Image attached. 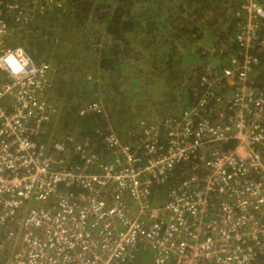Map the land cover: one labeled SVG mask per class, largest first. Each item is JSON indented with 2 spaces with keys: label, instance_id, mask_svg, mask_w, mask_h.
Listing matches in <instances>:
<instances>
[{
  "label": "built area",
  "instance_id": "2783aa9c",
  "mask_svg": "<svg viewBox=\"0 0 264 264\" xmlns=\"http://www.w3.org/2000/svg\"><path fill=\"white\" fill-rule=\"evenodd\" d=\"M21 1L0 0V47L13 35L4 10L62 7ZM236 16L240 58L200 75L197 104L131 142L99 131L103 154L95 139L51 137L49 66L24 46L0 49V264H128L141 252L152 264H264V0ZM188 163L159 202L154 190Z\"/></svg>",
  "mask_w": 264,
  "mask_h": 264
},
{
  "label": "trees",
  "instance_id": "16d2710c",
  "mask_svg": "<svg viewBox=\"0 0 264 264\" xmlns=\"http://www.w3.org/2000/svg\"><path fill=\"white\" fill-rule=\"evenodd\" d=\"M31 1L20 5L30 10ZM245 1L59 0L62 7L29 11L32 16L26 18L4 10L3 19L36 62L55 68L54 96L45 94L49 103L59 99L52 138L66 143L89 138L97 144L98 132L111 124L122 141L131 142L142 124L197 104V81L207 68L219 72L230 59L240 58L236 13ZM90 95H101L106 115L80 112ZM193 166H177L164 187L154 190L159 202ZM145 263L140 256L128 262Z\"/></svg>",
  "mask_w": 264,
  "mask_h": 264
},
{
  "label": "rangeland",
  "instance_id": "374dc122",
  "mask_svg": "<svg viewBox=\"0 0 264 264\" xmlns=\"http://www.w3.org/2000/svg\"><path fill=\"white\" fill-rule=\"evenodd\" d=\"M13 36L14 35H12L5 43H4V46H2V47H4V48H10L11 46H14L15 47V45H17V46H19V45H21V44H19V43H17L16 41H15V39L13 38ZM21 46H24V45H21ZM2 47H0V49L2 48ZM25 47V46H24ZM81 47H83V45L81 44ZM79 52H82L81 50H78L77 51V56H75L76 57V61H75V63H76V65H81V60L78 58V54H79ZM80 68H83V67H80ZM54 72H55V68L54 67H50L49 66V90H48V93L49 94H51V95H53L54 96V93H53V88L55 87L54 86V84H53V82L55 81V79H53V76H54ZM69 77V75L68 76H65V78H68ZM52 91V92H51ZM48 93H47V95H48ZM47 95H46V99H47ZM52 96V97H53ZM149 96H151V97H155L156 95L155 94H149ZM151 97H149V98H151ZM55 98V97H54ZM95 100H97V101H100L101 102V104L103 105L104 104V102H103V99L101 98V95L99 96V95H93L92 97H91V95L90 96H85L84 98H83V101L81 102V107H80V112L81 113H86V114H90L89 112H87V105L89 104V103H91L92 101H95ZM59 99H54L53 100V102H51L50 104L53 106H57V108H59ZM58 104V105H57ZM103 106H105V104L103 105ZM103 109L105 110V114H107L108 113V109H107V107H103ZM107 109V110H106ZM104 119H106L107 121H108V118L107 117H103ZM160 120V119H159ZM114 126H112L111 124H106L105 125V130L108 132V131H110V130H113L115 133H117L115 130H114V128H113ZM51 129H53L52 127H51ZM50 129V130H51ZM52 131V130H51ZM118 134V133H117ZM128 135H130V133L128 132L127 133ZM63 133H61V132H59V136H58V138L59 137H63ZM125 138H126V136H125ZM99 141H101L100 143H97L95 146H93L92 148H91V152H94V153H96V154H103V151H102V148H104V143L102 142V140L101 139H99ZM105 160L107 159V157H103ZM141 255H145V253L144 252H141L140 253ZM146 257H148V260H146V261H144V262H146L145 264H152V259H150L149 257H151L150 256V253L149 254H146Z\"/></svg>",
  "mask_w": 264,
  "mask_h": 264
},
{
  "label": "clouds",
  "instance_id": "9594fccd",
  "mask_svg": "<svg viewBox=\"0 0 264 264\" xmlns=\"http://www.w3.org/2000/svg\"><path fill=\"white\" fill-rule=\"evenodd\" d=\"M17 52H22V50L18 49ZM8 63H9L10 65H13V64H14V58L11 57V56H9V57H8ZM17 71H18V69L15 68V67H13V72L16 73ZM105 115H106V114H105ZM58 120H59V119H58ZM58 120H57V122H58ZM56 126H57V125L55 124L54 127H56ZM139 256H140V258H141L143 261L148 260V257H146V254H145V255H139Z\"/></svg>",
  "mask_w": 264,
  "mask_h": 264
}]
</instances>
